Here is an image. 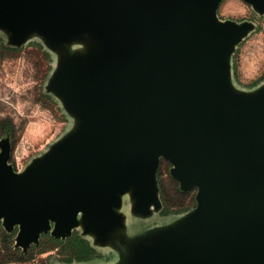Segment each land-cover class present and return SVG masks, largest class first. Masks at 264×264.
<instances>
[{"label": "rangeland", "instance_id": "obj_1", "mask_svg": "<svg viewBox=\"0 0 264 264\" xmlns=\"http://www.w3.org/2000/svg\"><path fill=\"white\" fill-rule=\"evenodd\" d=\"M24 1L0 0V184L9 179L24 200L36 189L61 198L69 176L62 160L117 131L93 106L91 83L112 80L137 92L143 79L129 60L143 44L111 23L109 0L74 24ZM212 18V32L228 26L234 36L222 51L201 55L204 66L219 68L200 90L203 107L237 155L264 171V129L254 123L264 114V0H219ZM174 171L161 156L148 200L135 179L114 191L106 219L98 220L89 202L66 224L47 217V229L33 240H24L21 225L3 214L0 264H186L181 252L221 259L222 240L200 221L198 188H182ZM74 232L96 253L69 263L65 242Z\"/></svg>", "mask_w": 264, "mask_h": 264}, {"label": "water", "instance_id": "obj_2", "mask_svg": "<svg viewBox=\"0 0 264 264\" xmlns=\"http://www.w3.org/2000/svg\"><path fill=\"white\" fill-rule=\"evenodd\" d=\"M105 1L24 3L53 20L74 24ZM109 1L111 23L142 41V54L129 60L132 72L143 79L141 86L134 92L116 81L94 79L89 89L92 104L117 131L108 142L62 160V167L69 169L64 197L41 195L36 189L24 200L10 180H4L0 217L19 223L24 240L47 229V217L66 224L89 202L95 217L104 220L114 191L135 179L148 200L153 170L162 156L175 168L182 188H198L202 226L216 232L223 243L221 259L210 253L197 259L181 252L186 264H264V171L254 170L252 158L239 157L223 139L207 118L200 95L204 83L219 75V68L203 65L201 55L222 51L234 36L228 26L211 31L219 0ZM254 123L264 129V114L254 117Z\"/></svg>", "mask_w": 264, "mask_h": 264}, {"label": "trees", "instance_id": "obj_3", "mask_svg": "<svg viewBox=\"0 0 264 264\" xmlns=\"http://www.w3.org/2000/svg\"><path fill=\"white\" fill-rule=\"evenodd\" d=\"M5 131L9 134L8 129ZM161 213H166V208L164 206L161 209ZM55 240L59 241L58 239ZM65 245H67L71 251V257L67 260L69 263L72 262V260L85 261L96 253L95 249L89 244V242L76 232H74L72 236L65 242Z\"/></svg>", "mask_w": 264, "mask_h": 264}]
</instances>
